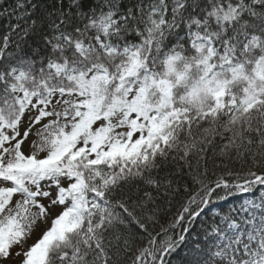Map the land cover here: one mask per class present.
Returning a JSON list of instances; mask_svg holds the SVG:
<instances>
[{
  "label": "snow or ice",
  "instance_id": "snow-or-ice-1",
  "mask_svg": "<svg viewBox=\"0 0 264 264\" xmlns=\"http://www.w3.org/2000/svg\"><path fill=\"white\" fill-rule=\"evenodd\" d=\"M0 264H264V0H0Z\"/></svg>",
  "mask_w": 264,
  "mask_h": 264
}]
</instances>
